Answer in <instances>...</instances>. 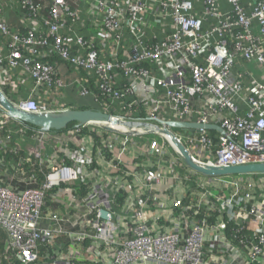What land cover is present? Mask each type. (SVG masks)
<instances>
[{"label":"built area","instance_id":"1","mask_svg":"<svg viewBox=\"0 0 264 264\" xmlns=\"http://www.w3.org/2000/svg\"><path fill=\"white\" fill-rule=\"evenodd\" d=\"M59 64L76 75L80 96L122 123L218 126L222 133H174L197 164H264V0H0L4 96L26 113L68 109L50 101L67 88ZM25 80L33 90L23 96ZM0 124L9 128L1 146L30 129L1 108ZM137 131L161 142L111 133L107 144L134 154L133 163L120 166L94 140L42 172L39 187L17 192L0 182V264H264V175L203 176L179 161L168 137ZM32 134L43 144L48 133ZM150 156L219 188L197 183L190 215L175 202L179 221L168 227L165 191L173 180L162 175L168 168L147 163Z\"/></svg>","mask_w":264,"mask_h":264},{"label":"crops","instance_id":"2","mask_svg":"<svg viewBox=\"0 0 264 264\" xmlns=\"http://www.w3.org/2000/svg\"><path fill=\"white\" fill-rule=\"evenodd\" d=\"M224 9H227V5L225 3L222 4ZM9 23L11 25L15 24V19L13 17H9ZM49 61L55 65L56 67V60L55 59H49ZM57 68H59V73H60V78L63 81V83L66 85V89L62 90L61 94H53L50 98L51 103L54 105V109L60 107V104H62V107L64 108H68V109H78L80 107H89V105L87 103L82 102V99H90V101L94 104L93 100L89 97H82L80 96V87L79 84H77L76 82V75L74 73H72L69 68L66 65L63 64H59L57 65ZM19 76V73L16 72L13 74V79L15 80V78H17ZM25 89L20 91L23 96L27 95L26 93H31V91L33 90V82L25 80ZM77 90V97L74 98L71 96L72 91H76ZM5 91L7 92V89H5ZM10 91V89H9ZM42 90L38 91L37 93L39 95L42 94ZM8 93V92H7ZM80 99V100H79ZM96 107V106H95ZM99 129L95 128V127H90L89 129H86L82 136H80L78 139H73L70 138L68 136V131L62 132V133H49L46 135V137H44V143H39L38 139L35 138H39L38 136H33L32 131L33 129H28L26 130V133L24 134L23 138H20V140L18 142H16L15 144L19 147V149L21 150V152L25 151V154L29 155V156H33V152L35 150H38V152H40V157H41V153H42V148L45 145V143L48 141L50 144H54V148H56V152L55 154H53L51 156V158H49L48 160H43L41 157V160L43 161V163H45V161H49L48 163L50 164L49 169H51L52 164L56 163V161H58V163L61 162H65L67 160V154L69 151H77L80 148L84 147V148H90V143L94 140H96L97 144H99V141L102 140L103 145L110 151L109 156L110 157H114V160L116 161H120V166L126 164V162H130L133 163L136 160L134 159V154L131 155V152H127L122 154L120 152H118V150L113 146L112 148L108 147L107 144L112 142L113 145V141L114 135L111 133H105L104 131H101L102 136L104 137L103 139H99L97 137V133ZM27 141H29L30 145L33 147H35L36 149L33 150V148L29 149V154H28V146H27ZM137 142H142V141H137ZM42 144V145H41ZM82 144V145H81ZM10 145H8L9 147ZM12 146V145H11ZM26 146V147H25ZM4 147L0 145V148ZM103 146H100V148ZM11 148V147H9ZM38 148V149H37ZM2 149V148H1ZM4 150V149H3ZM36 156L38 157H34L36 159V163H40V157H39V153H35ZM160 158V157H159ZM159 158L157 156H150V161L147 163L148 164H153L155 167L158 168H168L167 171H165L164 173H162L163 176H165V180L168 178H171L173 180V184L170 182V187L165 191V196H166V206H165V210L169 211V220L167 222V226L168 227H173L175 226L176 223H178L179 221V217H178V213L176 212V210L174 209L173 205L175 202L177 201H181L182 202V208L185 211L186 215H190V204H193V196L195 195V197L197 196V183H200L202 185V187L210 190L213 188H219L216 187L215 185H213L210 181V179H207L205 177H197V178H192V175L187 173L185 171L184 168L178 167L177 165H173L171 164L168 159L166 158H161L159 161ZM26 162L29 163L31 162V164H34L35 162L30 161L28 158L26 159ZM172 169V172H171ZM2 173L6 174L7 170H1ZM105 173V172H103ZM178 174V179L174 181V175ZM121 180L120 178L115 177V175H113L112 180ZM92 182H96L97 179H91ZM214 182V181H213ZM221 185V184H220ZM56 193V192H55ZM134 198H138L137 194L133 195ZM62 202L64 204H68L69 201L67 199V197H64L62 199ZM51 206V205H49ZM52 207L54 208V211L56 212V202L52 203ZM59 209H63L62 206L59 207ZM156 208H151V211H155Z\"/></svg>","mask_w":264,"mask_h":264},{"label":"water","instance_id":"3","mask_svg":"<svg viewBox=\"0 0 264 264\" xmlns=\"http://www.w3.org/2000/svg\"><path fill=\"white\" fill-rule=\"evenodd\" d=\"M0 108L4 114L12 120L33 127L43 133H56L65 131L68 126L73 128L81 126H94L108 133L135 136L139 134L140 128H144V133H160L168 137L178 149L179 155L184 164L191 170L206 177H229L236 175H264V164L248 165L244 167H212L197 164L184 146L180 143L174 133L178 131L202 132L222 130L214 125H199L195 123L170 121L163 123L169 129H147L145 125L122 123L113 119L110 115L98 109H66L59 112H47L41 114L26 113L17 109L0 90ZM117 125H120L118 128ZM124 127V130L119 128Z\"/></svg>","mask_w":264,"mask_h":264},{"label":"trees","instance_id":"4","mask_svg":"<svg viewBox=\"0 0 264 264\" xmlns=\"http://www.w3.org/2000/svg\"><path fill=\"white\" fill-rule=\"evenodd\" d=\"M80 110L83 109H91L90 107H80ZM95 109H98L95 107ZM1 125V124H0ZM33 130H37L33 127H28ZM73 128V125L68 126L65 131H69ZM63 131V132H65ZM9 133V128L7 125L0 126V140L4 139L5 136ZM62 133V132H56ZM20 138L14 136L13 143L9 146L0 148V182L1 185L7 186L14 191L20 192L24 191L27 188L39 187L41 182L43 181V174L49 171V167L51 163L46 164L49 161H45L40 167L38 163H36V159L33 156H29L25 154V152L14 153L12 152L13 147H18L15 143L18 142ZM4 149V150H3ZM35 162L31 164V162L27 163L26 159ZM22 162V165H20ZM7 170L6 174L2 173V169ZM52 194L54 192H51ZM50 193V194H51ZM46 205H51L49 201L46 202Z\"/></svg>","mask_w":264,"mask_h":264},{"label":"rangeland","instance_id":"5","mask_svg":"<svg viewBox=\"0 0 264 264\" xmlns=\"http://www.w3.org/2000/svg\"><path fill=\"white\" fill-rule=\"evenodd\" d=\"M6 92V91H5ZM6 94L8 95V93L6 92ZM71 96L76 98L77 97V90L76 91H72L71 93ZM80 100V99H79ZM82 102L84 103H87L89 105V107L91 109H95V105H93V103L90 101V99H82L81 100ZM49 134V133H48ZM134 140H137V141H142V142H145L147 143L148 141H152V140H157L159 143L161 142V138L155 136L154 134H146V135H143V136H134L133 137ZM27 146L29 147L28 148V154H29V149L30 148H33V150H35L36 148L33 146L30 145L29 141H27ZM19 146V145H18ZM20 147V146H19ZM26 147V146H25ZM38 149V148H37ZM20 150V149H19ZM170 154H173V150L170 149ZM21 151V150H20ZM25 152V151H24ZM34 152L38 153V150H35ZM56 152V148H54V144H50L48 141L45 143V145L43 146L42 148V159L43 160H48L49 158H51V156L53 154H55ZM179 159V158H178ZM179 161H181V163L184 164V162H182L181 159H179ZM3 170V168H1ZM251 176H254L255 179H257L256 175H236V176H232V178L234 179H237V178H242V179H247V178H250ZM221 181H226V182H230L231 180H233L231 177H220Z\"/></svg>","mask_w":264,"mask_h":264},{"label":"bare ground","instance_id":"6","mask_svg":"<svg viewBox=\"0 0 264 264\" xmlns=\"http://www.w3.org/2000/svg\"><path fill=\"white\" fill-rule=\"evenodd\" d=\"M120 125H117V127L116 128H118ZM120 130H124L125 128L124 127H122V128H119Z\"/></svg>","mask_w":264,"mask_h":264}]
</instances>
